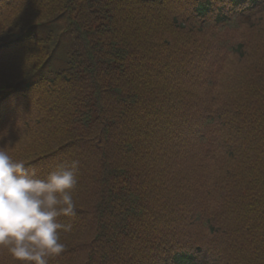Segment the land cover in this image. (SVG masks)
I'll use <instances>...</instances> for the list:
<instances>
[{
    "label": "trees",
    "instance_id": "1",
    "mask_svg": "<svg viewBox=\"0 0 264 264\" xmlns=\"http://www.w3.org/2000/svg\"><path fill=\"white\" fill-rule=\"evenodd\" d=\"M0 148L80 161L49 264H264V0H0Z\"/></svg>",
    "mask_w": 264,
    "mask_h": 264
},
{
    "label": "clouds",
    "instance_id": "2",
    "mask_svg": "<svg viewBox=\"0 0 264 264\" xmlns=\"http://www.w3.org/2000/svg\"><path fill=\"white\" fill-rule=\"evenodd\" d=\"M80 161L65 160L41 177L0 148V247L19 264H49L65 250L61 232L73 230Z\"/></svg>",
    "mask_w": 264,
    "mask_h": 264
}]
</instances>
